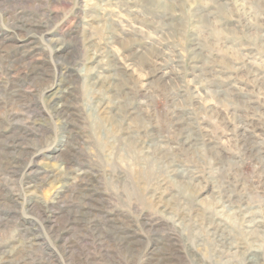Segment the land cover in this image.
I'll use <instances>...</instances> for the list:
<instances>
[{
    "label": "rangeland",
    "instance_id": "374dc122",
    "mask_svg": "<svg viewBox=\"0 0 264 264\" xmlns=\"http://www.w3.org/2000/svg\"><path fill=\"white\" fill-rule=\"evenodd\" d=\"M0 264H264V0H0Z\"/></svg>",
    "mask_w": 264,
    "mask_h": 264
}]
</instances>
